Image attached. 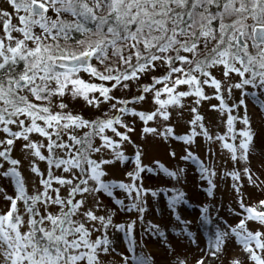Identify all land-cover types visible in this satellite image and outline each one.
<instances>
[{"label":"snow or ice","instance_id":"obj_1","mask_svg":"<svg viewBox=\"0 0 264 264\" xmlns=\"http://www.w3.org/2000/svg\"><path fill=\"white\" fill-rule=\"evenodd\" d=\"M262 177L264 0H0V264H264Z\"/></svg>","mask_w":264,"mask_h":264},{"label":"rangeland","instance_id":"obj_2","mask_svg":"<svg viewBox=\"0 0 264 264\" xmlns=\"http://www.w3.org/2000/svg\"><path fill=\"white\" fill-rule=\"evenodd\" d=\"M177 150L179 152V149H177ZM126 154L131 157L132 154H133V150L131 148L127 149ZM153 154L157 158L161 159V162L165 163L166 166H169V161L164 157V154H163L162 150L159 151V152H154ZM200 154L203 155L202 152ZM148 162H149L148 160H145V163H148ZM133 166L134 165L132 164L131 159H130L129 162L127 163V169L131 170V168ZM192 167L194 168L195 166L193 165ZM229 167H231V165H229ZM25 175H27V173H25ZM196 177H198V173H196L194 171L190 173V182L188 184V187H187L186 191H188L189 195L192 196L193 198L190 200L189 205L182 206L179 209L180 214L182 216L186 217V218H189V219H191L193 216H196L198 214L199 206H200L199 205V201H202V200L205 199V196L201 192V189H199L195 185V182H194L193 178H196ZM262 178H264V177H262ZM165 179H167V178H165ZM157 182H158L157 178H153L152 181H146V183H151V184H155ZM246 191L254 192V190L251 189V188H246ZM197 192H201V194L198 195V196L194 195ZM215 199H216V202H217V206L220 207L221 215L225 219L229 220V222H231L232 217H231V215L228 212V208L229 207H234V205L232 204L231 196L226 191V187H225L224 184H220V189L217 192V195H216ZM148 218L152 219L153 217L150 215ZM155 222H161L159 217H157ZM163 222L168 223L167 231L169 232V235L171 237H173V238L175 237V233L179 232L181 230V228L183 227V225H178L174 221L173 222H169L166 213H165V218H164ZM201 231L203 232L204 230L202 229ZM138 232H139V228H138ZM146 239H147V237H146ZM152 239H155V237H153Z\"/></svg>","mask_w":264,"mask_h":264}]
</instances>
